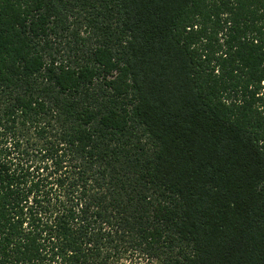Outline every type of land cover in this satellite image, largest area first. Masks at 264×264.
Returning <instances> with one entry per match:
<instances>
[{"label": "trees", "instance_id": "1", "mask_svg": "<svg viewBox=\"0 0 264 264\" xmlns=\"http://www.w3.org/2000/svg\"><path fill=\"white\" fill-rule=\"evenodd\" d=\"M0 264H264V0H0Z\"/></svg>", "mask_w": 264, "mask_h": 264}]
</instances>
